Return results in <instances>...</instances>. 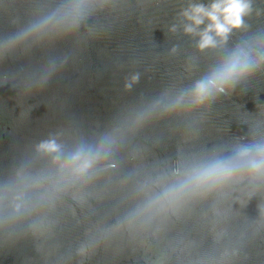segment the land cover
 Returning <instances> with one entry per match:
<instances>
[{"label":"water","instance_id":"1","mask_svg":"<svg viewBox=\"0 0 264 264\" xmlns=\"http://www.w3.org/2000/svg\"><path fill=\"white\" fill-rule=\"evenodd\" d=\"M212 2L0 0V45L74 4L90 5L75 27L0 55V191L24 193L0 202V221L9 219L0 227V264H264V188L244 182L137 215L190 165L249 141L246 118L264 103L262 68L205 108L165 112L161 105L135 124L140 112L189 91L220 60L222 50H198L199 37L184 33L180 15ZM251 5L246 29L233 31L223 51L264 38V0ZM105 136L116 140L107 157L54 206L17 178L52 174V157L36 151L41 142L54 139L67 156L99 147Z\"/></svg>","mask_w":264,"mask_h":264},{"label":"clouds","instance_id":"2","mask_svg":"<svg viewBox=\"0 0 264 264\" xmlns=\"http://www.w3.org/2000/svg\"><path fill=\"white\" fill-rule=\"evenodd\" d=\"M88 7H90L88 3L74 4L65 14L51 17L33 25L25 32L9 37L4 44L0 45V55L26 42L30 37L39 38L48 31L75 27ZM251 11V0H213L207 6L190 4L182 10L180 15L187 22L184 24V33L199 37L198 50L203 52L219 49L222 50V56L189 91L171 101L157 100L151 108L137 115L135 124L144 122L161 105L165 112L205 108L221 96L230 94L237 85L248 81L264 68V38H261L259 34L223 51L233 31L246 29L244 17ZM205 21L207 24L203 30L198 31ZM171 31L175 32L176 27L173 26ZM175 50L173 48V52ZM138 79V75L132 76L131 81L125 83V89H131ZM246 119L250 121L251 128L249 141L238 142L223 155H213L204 161L190 165L182 179L169 185L161 195L150 201L144 209L139 210L137 215L163 213L186 198L205 195L244 182L251 185L254 190L264 188V103L258 102L256 113ZM115 143L114 137L105 136L99 147H82L67 156H62L61 145L54 139H49L39 143L36 151L52 157V174L34 177L21 172L17 174V178L23 188L39 192L42 202L54 206L59 195L69 185L87 178L92 173L107 157ZM177 175L179 176V172ZM10 195L13 201L24 198L22 190L5 187L3 191H0V202H7ZM13 212H19L18 204L13 207ZM260 214L264 217V206L260 207ZM8 226L9 219L5 217L3 221H0V227ZM88 250V246H82L79 254L85 256Z\"/></svg>","mask_w":264,"mask_h":264}]
</instances>
